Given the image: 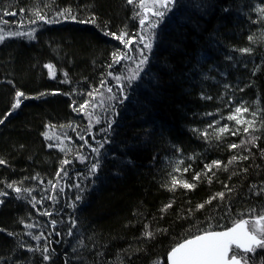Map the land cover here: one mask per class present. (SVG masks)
I'll return each mask as SVG.
<instances>
[{"label": "trees", "instance_id": "trees-1", "mask_svg": "<svg viewBox=\"0 0 264 264\" xmlns=\"http://www.w3.org/2000/svg\"><path fill=\"white\" fill-rule=\"evenodd\" d=\"M262 8L174 0L138 78L124 79L113 53L128 45L106 33L135 44L139 0H0V264H168L183 240L264 212ZM17 90L27 98L12 109ZM232 94L245 123L220 112Z\"/></svg>", "mask_w": 264, "mask_h": 264}, {"label": "snow or ice", "instance_id": "snow-or-ice-1", "mask_svg": "<svg viewBox=\"0 0 264 264\" xmlns=\"http://www.w3.org/2000/svg\"><path fill=\"white\" fill-rule=\"evenodd\" d=\"M129 4H133L134 0H127ZM172 3V0H151V4L154 7L155 5H159V8H157L154 12V15L159 18H163L165 15L164 11H161L159 9H166L170 4ZM139 7L144 8L145 12H149L152 10L151 7H148L146 5V0H139ZM23 11V9H21ZM70 9H66L64 13H60V15H65V13H70ZM261 13L264 14V8L260 9ZM15 15V13H12ZM36 19L45 21L46 23H58L59 21L54 20H46L44 15H41L39 12L36 14ZM72 19H76L75 16L71 17ZM145 19H147V16L145 18H142L140 20V23L143 25L145 23ZM158 22V21H157ZM151 23V27L155 28L156 23ZM31 23H36V20L31 21ZM80 23H94V20H87V21H80ZM35 32V29H32L31 31L25 33V32H13L8 33L7 35H14V36H29L31 38H35L33 33ZM108 35H111L115 37L117 40L123 41L126 45H131L132 40H124V36L127 35V33L121 32L120 35H117L116 33H106ZM5 35H0V41H3L5 39ZM249 39H252V37H249ZM145 49L150 50L152 48L151 41L149 39V42L144 45ZM242 52H249L251 51L249 48L240 49ZM141 59L139 61V64L137 65V71L134 73L133 78L135 76L139 75V69L147 63L148 56L144 54V49L140 50ZM130 58L127 56L126 53H113V64L119 63L122 59ZM50 70L52 69V65H46ZM109 67H112L110 64ZM50 76H54L53 72H49ZM111 75V73H109ZM119 79V77H117ZM104 85V81H101V86ZM109 91H111V88H109ZM40 95H44V93H41ZM89 95H92V93H89ZM21 97H25V94L19 90L16 92V101L12 105V109H16L21 104ZM87 104V101L85 102ZM85 105H80V108L83 109ZM248 109L246 107H237L235 109V114L229 115L227 117L228 120H235L236 124H242L245 123L243 119H238L236 114L247 112ZM255 115V113H253ZM4 122L3 119H0V124ZM253 122H248L249 127L252 126ZM211 127V125H209ZM220 133L229 131L228 127L225 126L224 128L218 129ZM237 131H233L231 134L236 135ZM245 132L249 131V128H244ZM47 136V134L45 133ZM255 138L253 137V140ZM50 147L53 145H49ZM102 146V145H101ZM231 148H237L239 145L232 144L230 145ZM94 151H98V149H94ZM247 157H244L246 159ZM237 157H233V160H236ZM232 161H229L231 163ZM5 163V161L0 160V164ZM63 163L67 164L68 161L65 160ZM221 164L220 161H213L211 165H206V168L211 170L212 166L219 167ZM98 165L94 163L92 165V171L95 172ZM180 169H176V171H179ZM188 169H184V171H187ZM59 175V173L57 174ZM195 179H199V174L195 177ZM178 184H182L185 188H192L194 187L193 184H189L183 181H178L176 177H173L172 179V186L175 188ZM8 187L13 188V190L16 193H20L22 191L21 188L15 187L14 184H9ZM24 192H28V189H24ZM8 193L6 192H0V196H6ZM223 193H217V196L223 197ZM34 199V198H33ZM77 200H80L81 197L77 196ZM215 199V197H213ZM211 201H209L210 203ZM0 203H3V201H0ZM166 208L171 207V205H166ZM198 207H203V205H198ZM46 215H51V213H45ZM55 223V221H53ZM249 224H251V230L247 227ZM27 227L31 228L33 225L29 224ZM69 235H71V232H69ZM147 236H152L153 234L151 232L145 233ZM34 239L39 240L40 237H34ZM257 249H264V212H262L258 216H254L251 221L248 219H239L237 220L234 225L230 228H227L225 231H210L205 230L200 235H194L190 239H185L182 243L176 244L168 253L167 259L169 264H248L247 259H245V256L248 253H253ZM45 252H47V248L44 249ZM50 257L49 255H45L43 257L44 260H48Z\"/></svg>", "mask_w": 264, "mask_h": 264}, {"label": "rangeland", "instance_id": "rangeland-1", "mask_svg": "<svg viewBox=\"0 0 264 264\" xmlns=\"http://www.w3.org/2000/svg\"><path fill=\"white\" fill-rule=\"evenodd\" d=\"M173 2H174V0H172V3L170 4V6H168L166 9H159V10L165 12L164 16H166L167 13H169L171 11ZM146 5L148 7H151L152 10L146 13L145 9L142 8V11H143L142 18H145V16H147V19H145L146 23L143 25L141 24V29L139 31L140 36L134 39V41L136 43L128 45L129 54L127 56L130 58L122 59L121 63H120L122 70H123L124 79H126V77H127V79L138 78L139 75L135 76V78H133V75L137 71V65L139 64V61L142 58L141 54H140V50L144 49V54L149 56L148 54H149L151 49L150 50L145 49L144 45L149 42V39L151 41V44L153 43V41L155 39V35L157 34L156 33L157 27L162 23V19L164 18V16H163V18H159V17H156L154 15V12L157 8H159V5H155L153 7L151 4V0H146ZM153 22H157L155 28H152L150 26L151 23H153ZM143 67H144V65L139 69V74L141 73ZM116 77L111 76V78H114V79ZM119 78H121V77H119ZM110 85L111 84L107 85L106 89H107L108 93L111 95L112 89H111V91H109V88H108V87H110ZM109 98L110 97H108V95L105 94L104 91L94 95L92 98V105L94 107L93 109L97 110L95 112H98L99 114H101L104 111L105 112L109 111L108 109L111 106V104L107 103L105 101L106 99H109ZM92 105L90 108H92ZM91 115H94V113L92 112ZM252 218H248V220L251 221ZM247 227L249 228V230H251V224H249ZM261 253H264V249H257L255 252L249 253V256H246L245 259H247L248 264H264V259L258 260L259 259L258 257H260Z\"/></svg>", "mask_w": 264, "mask_h": 264}, {"label": "bare ground", "instance_id": "bare-ground-1", "mask_svg": "<svg viewBox=\"0 0 264 264\" xmlns=\"http://www.w3.org/2000/svg\"><path fill=\"white\" fill-rule=\"evenodd\" d=\"M126 53V52H124ZM127 54V53H126ZM233 95V98H231V101H229V104H226V105H222L221 109H220V112L222 113V115L224 117H226L225 119L228 121L227 117L229 115H232L233 113H235V109L237 107H247V101L245 98H242L241 100L235 98V95ZM242 115L243 113H240V114H237V118H242ZM230 227V226H228ZM223 229H226V228H223Z\"/></svg>", "mask_w": 264, "mask_h": 264}, {"label": "water", "instance_id": "water-1", "mask_svg": "<svg viewBox=\"0 0 264 264\" xmlns=\"http://www.w3.org/2000/svg\"><path fill=\"white\" fill-rule=\"evenodd\" d=\"M234 225V224H233ZM233 225H231L230 227H232ZM230 227H226V229H215L214 231H225V230H227V228H230ZM202 234V233H201ZM198 235H200V234H198ZM192 238V237H191ZM187 239H190V238H187ZM184 241V240H183ZM182 243V242H181ZM167 261H168V259H167ZM168 264H169V262H168Z\"/></svg>", "mask_w": 264, "mask_h": 264}, {"label": "flooded vegetation", "instance_id": "flooded-vegetation-1", "mask_svg": "<svg viewBox=\"0 0 264 264\" xmlns=\"http://www.w3.org/2000/svg\"><path fill=\"white\" fill-rule=\"evenodd\" d=\"M246 256H249V253H248ZM246 256H245V257H246Z\"/></svg>", "mask_w": 264, "mask_h": 264}]
</instances>
